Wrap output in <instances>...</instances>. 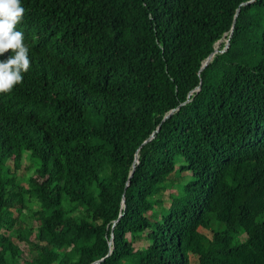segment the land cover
I'll use <instances>...</instances> for the list:
<instances>
[{"label": "trees", "instance_id": "trees-1", "mask_svg": "<svg viewBox=\"0 0 264 264\" xmlns=\"http://www.w3.org/2000/svg\"><path fill=\"white\" fill-rule=\"evenodd\" d=\"M23 4L0 264H264V0Z\"/></svg>", "mask_w": 264, "mask_h": 264}, {"label": "clouds", "instance_id": "clouds-1", "mask_svg": "<svg viewBox=\"0 0 264 264\" xmlns=\"http://www.w3.org/2000/svg\"><path fill=\"white\" fill-rule=\"evenodd\" d=\"M24 12L23 0H0V93L10 92L22 82L31 65L30 46L17 27Z\"/></svg>", "mask_w": 264, "mask_h": 264}, {"label": "rangeland", "instance_id": "rangeland-1", "mask_svg": "<svg viewBox=\"0 0 264 264\" xmlns=\"http://www.w3.org/2000/svg\"><path fill=\"white\" fill-rule=\"evenodd\" d=\"M228 37L229 36H224L221 40H223L222 42H227V39H228ZM221 40H219V41H217L218 43H219V46L221 45ZM221 42V43H220ZM225 48H226V44H225ZM37 160V163H39L40 161H39V159H36ZM9 163L12 165V162L11 161H9ZM29 164V160L27 159V157L25 158V160H24V163H23V168L21 169V170H19V175H21V176H23V175H29V174H31L32 173V170H29V169H26V165H28ZM183 182H180V184H182ZM163 193H164V197H163V199H164V202H165V204L166 205H168L169 204V202H170V194H169V191L168 190H164L163 191ZM177 193H179V190L177 191ZM180 194V193H179ZM35 206V203L34 202H30L29 203V207L30 208H28V212H29V214L31 215V213H32V209H33V207ZM242 237H244L245 236V234L244 233H242V235H241ZM244 239V238H243ZM141 244V242H138V244Z\"/></svg>", "mask_w": 264, "mask_h": 264}, {"label": "water", "instance_id": "water-1", "mask_svg": "<svg viewBox=\"0 0 264 264\" xmlns=\"http://www.w3.org/2000/svg\"><path fill=\"white\" fill-rule=\"evenodd\" d=\"M232 32H233V29L231 30V32H230V35H229V37H228V39H227V42H226V48H224L222 51H224L225 49H227L228 48V46L230 45V37H231V35H232ZM221 40V39H220ZM219 50L215 47V51L214 52H212L205 60H204V63H203V65H202V68L203 67H205L211 60H212V58L214 57V54L216 53V52H218ZM201 88V85H199L198 87H197V89H200ZM173 112V110H171V111H169L166 115H165V118L166 117H168V116H170V114ZM138 154H137V160H138ZM134 169H135V165H134V168L132 169V171H131V174H130V176L134 173ZM111 244H112V248H111V251L113 250V244H114V235H113V233H112V237H111ZM102 260V259H101ZM101 260H98V261H95L94 262V264H96V263H98L99 261H101Z\"/></svg>", "mask_w": 264, "mask_h": 264}]
</instances>
